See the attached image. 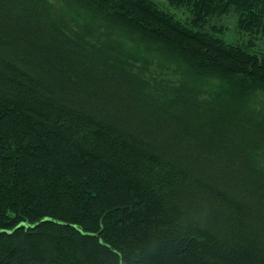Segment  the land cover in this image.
Returning a JSON list of instances; mask_svg holds the SVG:
<instances>
[{
  "label": "trees",
  "instance_id": "trees-1",
  "mask_svg": "<svg viewBox=\"0 0 264 264\" xmlns=\"http://www.w3.org/2000/svg\"><path fill=\"white\" fill-rule=\"evenodd\" d=\"M169 3L0 0V264H264V0Z\"/></svg>",
  "mask_w": 264,
  "mask_h": 264
},
{
  "label": "rangeland",
  "instance_id": "rangeland-1",
  "mask_svg": "<svg viewBox=\"0 0 264 264\" xmlns=\"http://www.w3.org/2000/svg\"><path fill=\"white\" fill-rule=\"evenodd\" d=\"M161 7L170 10L177 18L183 21H189L191 19L192 13L186 7H176L170 5L169 0H154ZM238 12L232 10L228 14L213 16L207 20L204 28L209 31H216L221 29L222 32L216 31L217 34L224 36L228 41L233 43H243L249 47V50L256 51L260 54H264V32H254L248 33L238 26ZM250 42L252 44L249 46Z\"/></svg>",
  "mask_w": 264,
  "mask_h": 264
}]
</instances>
